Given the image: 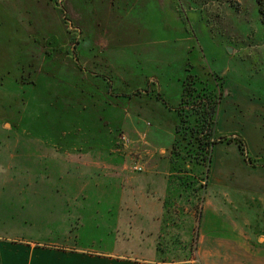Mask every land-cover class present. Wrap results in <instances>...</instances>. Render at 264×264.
I'll return each instance as SVG.
<instances>
[{"label":"rangeland","instance_id":"1","mask_svg":"<svg viewBox=\"0 0 264 264\" xmlns=\"http://www.w3.org/2000/svg\"><path fill=\"white\" fill-rule=\"evenodd\" d=\"M28 2L32 13L39 7L41 18L42 0H24L23 5ZM44 4L45 21L48 13L55 16L50 31L59 38L55 58L46 51L50 62L45 61V70L55 67L54 107L60 112L59 120L55 117L52 122L55 130L45 136L57 138L59 131L64 144L73 138L81 144L76 151L64 144L41 145L38 135L43 133L36 130V119L44 99L33 92L28 108L32 113L24 126L8 131V147L0 131V204L3 208L8 204L0 231L50 245L68 243L71 236L74 241L81 234V243L95 249L131 253L152 243L154 235L153 219L139 212L147 221L139 220L132 204H147L152 198L164 210L157 215L162 217L157 228L161 262L243 264L225 246L232 236L248 235L254 218H261V211L255 215L251 207L255 198L260 209L264 199V0H45ZM215 72L224 79L218 133L243 137L259 165L246 161L236 142L218 143L207 182L196 163H185L193 167L190 175H197V192L190 194L178 185V174L171 169L172 130L165 128L157 138L165 144L160 152L133 125L141 106L164 111L169 103L177 104V79L183 85L189 74L197 75L214 89ZM156 80L162 82L160 95L155 92ZM140 92H148L147 98H139ZM24 101L18 100L17 114H8V128L22 122ZM93 109L108 119L111 128L108 135L114 143L106 163L74 154L95 134L88 130ZM44 111L48 119V107ZM156 117H150L152 128ZM167 117L164 127L172 121ZM150 155L155 170L161 172L151 186L146 175ZM135 165L143 169L135 170Z\"/></svg>","mask_w":264,"mask_h":264},{"label":"crops","instance_id":"2","mask_svg":"<svg viewBox=\"0 0 264 264\" xmlns=\"http://www.w3.org/2000/svg\"><path fill=\"white\" fill-rule=\"evenodd\" d=\"M23 3L24 0H0V131L4 133L5 147H8V131H14L15 127L19 128L26 124V116L32 113V111L28 110L30 107L29 99L32 97L33 92H36L44 99L42 106L37 110L36 130L43 133L42 135H38V140L41 141L43 147H57L56 144L59 146L64 144L61 141L59 131L57 132V138L54 134L48 139L45 136V132L55 130V125L52 122H54L55 117L58 121L60 114L54 107L56 100V88L54 85L56 77L55 67L52 66L53 69L51 71L45 70V61L50 62L48 60L49 53L47 54L46 51H51V57L55 58L56 54L54 51L59 45V38H57L56 33L50 31L51 24L54 25L55 23V16H52V13H48L49 20L45 21V14H47L45 11V0H42L44 5L42 6V11L44 13L41 12V18H39V11H37L39 7H36L34 13H32L29 11V2L27 6L23 5ZM51 18L52 20H50ZM32 20L35 21L32 22ZM57 20L56 23L59 24V19ZM103 76H105L108 83V80H110L108 75L103 74ZM161 83L159 80L155 82V92L159 95L163 93ZM168 83L166 84L167 86ZM102 86V83H100L99 87L101 88ZM176 88L179 89L178 100H180L183 90L181 78L177 79ZM140 93L139 98H147L148 92ZM8 99L11 100L10 104L8 103ZM23 99L26 106L21 110V115H24L21 119L22 122L20 124L15 123L16 125L13 123L8 128V114H17L18 100ZM178 102L174 105L169 103V107L164 111L159 109V107L157 108V106L149 109L141 106V110L136 112L137 119L133 125V130L142 131L148 136L153 147L158 148L160 152L165 149L163 147L165 144L157 140V138L164 135L165 132L163 131L165 128L171 129L173 132L175 121L174 109L178 105ZM45 107H48L46 115H51L48 119L44 116ZM167 110H169L168 117L171 116L172 121L169 122L168 126L164 127L167 123L165 118L167 117ZM92 111L91 114H88V120L91 123L88 130L95 133L90 134L91 138L93 136L94 138L92 140L90 138L89 142L86 141L87 144L84 149L81 148L80 150L82 151L74 152V154L80 157L89 156L92 161L100 159L101 161L97 163H106V158L110 151L109 147L111 143H114L110 134L108 135V130L110 132L111 128L109 127L108 119L106 120L102 113H99L97 110L94 111V109ZM94 114L95 118H93ZM152 115L153 118L157 116L154 128H152L154 123L150 120ZM79 143L73 138L64 145L76 151L75 146H79ZM250 154L255 157L252 153ZM147 160L150 168L147 170L146 175L149 176L148 184L151 186L152 179L156 178L157 173L161 174V172H157L152 165L155 161L154 156L150 155ZM101 169L103 171V168ZM147 199V204L143 203L141 205L140 202L132 204V210L137 211V214L140 212L143 214V217L153 219V223H150V226L154 228V230L152 228L154 234L153 240L152 243H149L143 249L131 253L116 249H95L81 243L83 242L81 234L74 241H72L71 236V238H68L70 240L68 243L50 245L40 240L8 237V235L0 231V264H160L162 263L160 261L161 253L158 250L160 233H158L157 228L158 223L162 222V217L159 218L157 215L164 211L162 209L163 204L161 203L162 206H160V202L157 203L152 198ZM255 200L254 198L252 201L254 204L251 207V212L257 215L258 211H261V218H254L253 223L249 226L250 231L247 232L248 235H244L243 237L239 235L232 236L229 239L228 245L225 246V249L233 253L235 260L237 258L243 259V264H264V199L261 198L260 209H257ZM146 207L149 209L148 211ZM140 213L137 218L147 221V219L140 217ZM6 216H8V204L5 208L0 204V221H4ZM132 223L135 224L134 218H132ZM138 225L141 227L140 221ZM234 264H239V262L235 261Z\"/></svg>","mask_w":264,"mask_h":264},{"label":"trees","instance_id":"3","mask_svg":"<svg viewBox=\"0 0 264 264\" xmlns=\"http://www.w3.org/2000/svg\"><path fill=\"white\" fill-rule=\"evenodd\" d=\"M213 74L217 81V87L214 89L199 80L197 75L189 74L185 77L180 100L174 109V136L171 142L174 159L171 162V169L178 174V185L184 186L190 194L197 192L198 184L195 180L197 175L191 176L190 171L193 167L190 168L185 163H196V170L201 174L203 171L202 177L206 178L207 182L211 174L214 149L218 143L236 142L246 161L255 166L259 165L258 160L248 151L243 137L233 138L218 133V115L224 96V79L216 72ZM161 240L160 238L158 242V250L163 253L160 247ZM163 262L160 264H165ZM180 263L192 264L190 259Z\"/></svg>","mask_w":264,"mask_h":264},{"label":"built area","instance_id":"4","mask_svg":"<svg viewBox=\"0 0 264 264\" xmlns=\"http://www.w3.org/2000/svg\"><path fill=\"white\" fill-rule=\"evenodd\" d=\"M123 137H125V136H123ZM133 168L135 170H139V171H141L143 169L141 166H137V165H135Z\"/></svg>","mask_w":264,"mask_h":264}]
</instances>
